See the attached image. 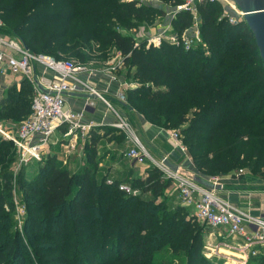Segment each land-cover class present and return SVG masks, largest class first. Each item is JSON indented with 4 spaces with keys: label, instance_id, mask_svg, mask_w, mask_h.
I'll list each match as a JSON object with an SVG mask.
<instances>
[{
    "label": "trees",
    "instance_id": "1",
    "mask_svg": "<svg viewBox=\"0 0 264 264\" xmlns=\"http://www.w3.org/2000/svg\"><path fill=\"white\" fill-rule=\"evenodd\" d=\"M221 12L217 1L197 3L201 42L185 49L167 41L136 44L133 34L118 30L162 13L141 0H0L3 30L34 52L76 58L89 43L102 52L113 46L127 74L140 82L126 88L125 103L156 126L178 128L198 173L233 175L246 166L263 178L264 64L245 21L230 23ZM192 18L179 10L171 24L182 31ZM31 96L26 80L7 89L0 118L25 119ZM88 134L77 171L60 164L55 153L37 161L38 177L24 189L31 198L26 241L11 221L9 164L16 148L0 137V264H165L155 258L164 249L182 252L184 264H221L203 256L204 228L185 206L169 203L170 180L155 167L123 182L97 178L96 147L103 135L94 128ZM248 264H264V250Z\"/></svg>",
    "mask_w": 264,
    "mask_h": 264
},
{
    "label": "built area",
    "instance_id": "2",
    "mask_svg": "<svg viewBox=\"0 0 264 264\" xmlns=\"http://www.w3.org/2000/svg\"><path fill=\"white\" fill-rule=\"evenodd\" d=\"M200 1L181 0L173 6V16L175 12L185 10L197 19V3ZM214 1L229 9V11L225 9L222 16L226 17L230 23H235L242 18V12L232 0ZM164 32L165 30L162 29L146 37L147 45L157 46L162 41H167L187 49L192 45L194 38L199 39L197 20L182 35L177 32H169L165 35ZM120 63L121 59H119ZM84 70L79 61L72 58L59 59L44 52H34L26 47L19 37L10 38L0 33V73L7 72L18 76L29 82L32 89L28 116L15 130L0 128L2 138L12 141L15 146L19 162L25 164L30 160L41 161L48 156L50 145L55 143L53 134L59 128H63V138H68L67 145L73 147L70 144L72 138L87 136L95 126L92 120L83 117L84 109H90L96 101H101L114 115L115 120L111 126L124 133L127 145L124 154L127 157L137 163L148 162L161 173L164 179L174 183L181 203L192 206L195 219L212 229L225 230L228 235L238 238L236 249L239 252L245 253V256H254L262 252L264 250V217L243 211L219 195L216 188H209L196 182L191 174L180 170L178 166L172 169L166 163L165 156L158 160L153 158L121 110L113 105L109 97L80 77ZM80 92L92 95L88 97L86 107L84 106L82 110H74L67 106L66 96ZM115 96L116 99L125 102L123 91L117 92ZM12 131L13 133H10ZM171 134L174 137V145L181 152L186 153V147L177 132ZM242 172L243 169L239 168L233 175L237 177ZM207 180L221 186L219 176L208 177ZM107 182H110V179H107ZM119 188L126 192H137L126 183H119Z\"/></svg>",
    "mask_w": 264,
    "mask_h": 264
},
{
    "label": "crops",
    "instance_id": "3",
    "mask_svg": "<svg viewBox=\"0 0 264 264\" xmlns=\"http://www.w3.org/2000/svg\"><path fill=\"white\" fill-rule=\"evenodd\" d=\"M117 58L120 59L119 54ZM95 73H97V71H84L80 74V77L89 81L101 93L109 97L113 105L120 109L124 116L128 114L132 117L135 126L136 123L138 124V131L142 134L148 147L152 148V151L149 149L148 151L153 158L158 160L165 156L170 164L178 166L180 170L191 175L196 174L202 176L194 168L191 158L186 155L187 152H181L174 145L172 132L170 133L161 127H157L146 121L142 115L137 113L134 118V113L132 111L118 106L119 104L116 102L115 94L124 90L121 86L123 84L121 80L111 79L109 78L110 76L105 73H103L102 76ZM21 81L22 79L18 76L11 75L7 72L0 73V100L7 89L11 87L19 89ZM87 99V96L69 94L66 96V105L74 110H82L84 106L86 107ZM83 117L92 120L95 124L93 128L98 130V132L103 127H110L111 123L115 120L113 113L108 110L101 101H96L94 106L90 109H84ZM114 130L117 131V129ZM55 132L60 135V141H62L60 144L65 150V155L59 157L58 152L53 151L54 144L50 145V154L57 153V158L60 160L64 158V162H69L74 165L71 171H77L85 162L84 143L88 140L89 134L83 138H72L70 144H72L73 147H69V145H67L68 138H63L62 135L63 128H59ZM55 132L53 135H56ZM96 148V158L98 159L97 178L105 177L106 179L123 182L127 180V178L144 177L146 175V169L150 166L148 162L137 163L124 154L127 150L125 139L124 141H117L113 138L102 136L98 139ZM68 156L70 157L68 158ZM202 177L208 178L206 176ZM219 182L221 186H217L216 191L224 199L251 215L264 217V182L262 179L250 178L242 174L236 177L228 173L220 175ZM165 195L171 205H183L174 183L170 182L165 190ZM185 207L193 210L192 206Z\"/></svg>",
    "mask_w": 264,
    "mask_h": 264
},
{
    "label": "rangeland",
    "instance_id": "4",
    "mask_svg": "<svg viewBox=\"0 0 264 264\" xmlns=\"http://www.w3.org/2000/svg\"><path fill=\"white\" fill-rule=\"evenodd\" d=\"M141 1L144 3H150L156 8H160L162 10V13H156L155 16L152 18V20L148 23H145L141 20H136L134 21L135 25H133L130 28H126V27L118 28V30L121 33L133 34L136 44L140 42L142 43L144 42L147 45L146 37L153 35L162 29L165 30L164 32L165 35H168L169 32H177L179 35H182L183 32L187 30V29H184L182 31H179L178 29L174 28L171 23L169 24V21L171 22L170 19L174 17L172 14V8L174 4L166 3L164 0H141ZM224 10L229 11L228 8L222 7V12L220 14L221 16ZM196 20H197V27L199 31L198 15H197V19L192 18V25H194V22ZM0 23H1L0 24L1 34H4L6 37H10V38L17 37L15 34H12L8 31L3 30L1 20H0ZM198 38L199 39L194 38L191 46H197V44H200L201 42L200 33L198 34ZM99 54H101V56H99ZM118 54L119 53L113 46L109 48L106 52H102L98 50L96 45H94L93 43H89L86 46H83L80 48L79 57L72 58V59L79 61L82 64V66L85 68L84 70L85 72L97 71V73L95 74H98L99 76H102V74L105 73L109 75L110 76L109 78L111 79L121 80V82L123 83L121 86L123 87L122 89H124L123 92L125 93L126 88L137 86L140 84V82L137 79L133 78L131 74L132 72L130 73V75H128L125 67L121 63L119 64V59L117 58ZM132 112L134 113V118H135L136 113L139 115H142L135 109H132ZM125 117L127 121L130 123V125L132 126V128L134 129V132L136 133L138 138L144 144V146L147 149L152 151V148L148 147L142 134L138 131V124L136 123V126H135L132 120V117L130 115L127 114ZM23 120L24 118L14 119L12 117H4V118L2 117L0 118V128L3 130L8 129V128L15 130L17 126L19 125V123L22 122ZM113 128L116 129L113 126H110V127L106 126L105 128H102L99 131V133L102 134L104 137L107 136V137L113 138L114 140L119 141L120 139L123 138L124 133L122 131L118 132V130L116 131ZM163 129L167 130L170 133L177 132L178 134L179 132L178 128L176 129L163 128ZM10 133H13V131ZM55 134L56 135H53L52 137L55 140V143H54L55 146L53 147V151H57L59 157H63L65 155V150L63 146L60 144L62 142L60 141V135H58L57 132H55ZM0 137H2L1 133H0ZM55 154L57 156V153ZM186 155L190 158V155L188 153H186ZM46 157L42 158V160L38 162H42ZM69 157L70 156H68V158ZM60 161H61L60 164L68 167L69 170H72V168H74L73 164L69 162H64V158L63 160H60ZM36 163L37 161L30 160L27 163L22 164L19 162L17 155L15 154L12 162L9 164L10 165L9 170L12 172V201L14 204V210L12 212L11 221H12V225L14 226V228L18 230L20 236L23 238L24 241H26L27 239L26 237L27 232L32 231L30 230L29 226H28L29 228L28 230L24 229L25 217L27 214H30L29 209L27 207V202L31 199L28 193H26L24 189H27V187H29V183H31V180L33 178L38 177L37 175L38 166L36 165ZM241 169H243L242 175L249 176L250 178H259V179H262L264 182V177L262 178L258 176L257 172H254V171L252 172L246 166L241 167ZM235 171L237 170H234L232 173H235ZM207 177H212V176H207ZM187 212L189 215H193V210L188 209ZM196 221L205 230V233L203 235V245H202L201 251H202L203 256L206 257L207 259H210L216 263H221V264H248L250 260L252 259V257H254L250 255L245 256V253H241L236 249L237 243L239 242L238 238L228 235L225 230L212 229L208 227L202 221L197 220V219ZM29 256L32 257L31 255ZM155 258L158 261H161L162 263H165V264H184L185 262L184 255L182 252L174 253L170 251L169 249H164L158 252Z\"/></svg>",
    "mask_w": 264,
    "mask_h": 264
},
{
    "label": "water",
    "instance_id": "5",
    "mask_svg": "<svg viewBox=\"0 0 264 264\" xmlns=\"http://www.w3.org/2000/svg\"><path fill=\"white\" fill-rule=\"evenodd\" d=\"M239 10L242 12V19L247 24L248 28L253 34L255 44L258 49L259 56L264 64V0H232ZM80 96L92 97L88 93H77ZM116 102L125 109L132 111V108L128 106L124 101L116 99ZM172 169H176L175 165L166 162ZM192 178L209 188H216L217 185L208 181L206 178L200 175H192Z\"/></svg>",
    "mask_w": 264,
    "mask_h": 264
}]
</instances>
